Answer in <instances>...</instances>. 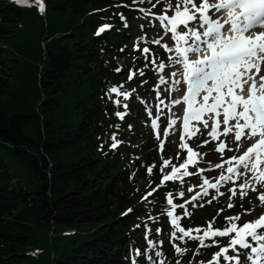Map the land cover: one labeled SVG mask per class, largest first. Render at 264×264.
Masks as SVG:
<instances>
[{"label": "trees", "instance_id": "trees-1", "mask_svg": "<svg viewBox=\"0 0 264 264\" xmlns=\"http://www.w3.org/2000/svg\"><path fill=\"white\" fill-rule=\"evenodd\" d=\"M43 1L41 14L35 5L0 0V264H131L133 250L147 247L145 224L165 231V193L175 191L166 182L149 198L153 203L142 202L150 186L160 185L163 159L152 134L140 136L141 106L129 105L135 94L124 101L128 109L106 95L134 68L119 60L144 64L134 51L133 36L141 35L135 8L151 5ZM105 24L112 27L96 35ZM138 80L123 85L151 92V79L145 86ZM117 111L126 113L123 120ZM139 178L146 179L143 189ZM191 217L185 227L204 223V215ZM171 245L161 242L158 259L189 264L196 242L180 244L191 249L184 255ZM200 251L206 261L215 250ZM138 261L146 264L143 256Z\"/></svg>", "mask_w": 264, "mask_h": 264}, {"label": "snow or ice", "instance_id": "snow-or-ice-1", "mask_svg": "<svg viewBox=\"0 0 264 264\" xmlns=\"http://www.w3.org/2000/svg\"><path fill=\"white\" fill-rule=\"evenodd\" d=\"M29 0H16V3L27 5ZM148 3L150 8L137 7L136 11L148 20L147 25H140L141 35L136 39L144 41V34L151 33L152 39L148 43L161 47L168 53L166 62H157L149 47L142 49L134 44V51L139 52L146 63L145 68L153 66L158 84L153 87V92L158 93L156 100V112L163 113L160 105L164 99L160 93L173 90L180 91L182 95L171 101L167 107L186 105L182 115L171 112L167 117L163 135H169V129L182 120V134L179 149L185 151V155L177 154L181 162L172 163L170 159H163L160 171L163 173L159 188H163L166 182H172L175 191L165 193L166 207L162 215L170 218L171 231L170 243L177 255H184L191 249L181 248L188 241H198L195 255L201 254V249L218 247L219 251L213 254L212 260L200 261L199 264H264V213L258 218L239 223L241 216L251 214L253 209L245 210L242 214L233 217H225V224L221 228H215L214 222H206V226L185 228L182 225L184 217H190L192 213L185 207H203L206 197L211 196L205 202L211 204L213 200L224 196L226 193L221 188L227 187L229 195L228 209L235 205L232 202L239 191L240 199L248 196L249 191L258 193L257 199L264 206V31H255L256 28L264 29V0H133V5ZM158 4H163L159 13L152 9ZM35 5L43 13L45 6L42 0H35ZM117 7H129L117 5ZM120 19L125 27H128L127 18L120 13ZM155 22H159L157 30ZM105 24L99 28L96 35L111 28ZM121 51H124L122 48ZM169 69H171L169 71ZM116 72L121 68L114 69ZM139 76L146 75L143 69L137 70ZM136 72L129 69L128 80L131 81ZM148 83L142 80L141 85ZM165 86L161 88V86ZM171 85V86H169ZM136 89L128 91L123 84L111 86L106 95L113 100L116 107L128 109L124 103L131 99ZM122 97V99H120ZM139 99V97H138ZM141 103L146 101L141 100ZM121 120L126 113H115ZM152 116V112H148ZM160 119L156 116L151 120V127L155 130ZM202 125V127H201ZM131 127V126H129ZM206 130V132H205ZM196 147H203L211 140L219 141L214 149L220 154V160L211 169L200 167V162L206 153L199 152L185 141L197 138ZM159 134L157 133V136ZM232 136L229 145L227 138ZM223 137L224 139H221ZM115 141V136H113ZM117 147V143L111 145ZM163 150V144L160 145ZM225 151L233 152L230 157H225ZM157 166L153 164L147 168L151 175ZM219 169L216 177L209 179L205 173ZM200 179V184H190L187 178ZM243 178V179H241ZM199 189V191H197ZM212 190L215 194L210 193ZM157 189L146 191L142 202L153 203V197ZM190 193V196H186ZM179 197L182 202L174 203ZM177 209L181 210L177 212ZM129 209L128 212H132ZM224 209H218L217 215ZM127 215V213H124ZM153 222L155 217L149 216ZM139 227V225H137ZM145 227V240L147 247L141 251L133 250L134 258L131 264H139L138 258L143 256L146 264H165L161 251L156 250V244L148 239L151 231L148 224ZM162 229L157 227L156 234L160 235ZM179 233V235H177ZM217 238H227L226 245L221 246ZM179 241L180 244L175 243ZM211 241V243H206ZM176 264H181L180 260ZM191 264V262H190Z\"/></svg>", "mask_w": 264, "mask_h": 264}, {"label": "rangeland", "instance_id": "rangeland-1", "mask_svg": "<svg viewBox=\"0 0 264 264\" xmlns=\"http://www.w3.org/2000/svg\"><path fill=\"white\" fill-rule=\"evenodd\" d=\"M9 1H13L16 3V0H9ZM42 3H44V1L42 0ZM173 3H175V0H173ZM18 5L20 6H25V4H20V3H17ZM29 5H35L34 2H31L29 0L28 4L26 6H29ZM163 4H158L156 5L155 8H153V12H156V13H159L161 11V9L163 8ZM36 7V5H35ZM36 11L41 13L38 9V7H36ZM43 14V13H41ZM141 17V15H140ZM144 21L145 23H142L143 25H147L148 23V20H142ZM142 24H139V25H142ZM155 27L157 30L160 29V25H159V22H155ZM140 36V35H134L133 36V41H138L136 38ZM144 41H140L141 43H147V45H150L152 47V50H153V55L150 57L151 58H155L157 59V62H166L167 59H168V53H166L161 47L157 46V45H153V44H150L148 43L149 40L152 39V34L151 33H147L144 35ZM4 48V46H3ZM164 51V53L162 52ZM159 57H162V58H159ZM144 61V64L142 66H139V65H135L134 63H131V62H128L126 59H122L120 60L118 63L120 66L124 67L126 65H129V66H132L134 68H130L133 72H136L137 74L134 76V77H137L139 80L138 82L141 80H147L148 83L151 80L155 81V85L158 84V80H157V77H156V74L153 70V66L152 65H149L148 68H145L144 65H145V60H142ZM138 69H143L146 73L145 76L141 77L139 76L137 70ZM262 69V72H264V65H262L261 67ZM171 69H169L170 71ZM128 76H129V72L128 74L126 75L125 77V80H128ZM124 81H120V84H123ZM147 84V83H146ZM146 84H143L141 85V82H140V86H145ZM153 85V86H155ZM152 86V87H153ZM171 86V85H169ZM165 86H161V88H164ZM126 88V87H125ZM128 91H131L132 89L130 88H126ZM135 96H139V99H134L133 100H130L132 102L129 101V105L130 103H133L136 105V103L138 102V104H140L141 106V109H140V120H139V123H138V128H139V131H140V136L142 135V133L146 136H150V131L152 132L153 130L151 129V120L153 118L156 117V115L158 114L159 116L163 115L164 116V119H165V122L167 124V117L168 115L171 114V112H175V113H178V114H181L182 115V112H183V106L182 105H178V106H173L171 108V110H169V108L167 107L168 105L171 104V101L174 100L175 98L177 97H180L181 95V92L180 91H176V90H173L171 92H163L161 93V98L164 99V104L160 105L161 108L164 109V112L163 113H157L156 112V104L159 103L158 100H156V95L158 93H154L153 90L149 93H143L141 95H139L138 93H135ZM133 95V94H132ZM132 98V97H131ZM122 99V98H120ZM141 100H144L146 101V103H141L140 101ZM151 111L152 112V116H149L148 115V112ZM161 118L157 121L158 125H159V122H160ZM178 121H177V124L174 125L172 128L169 129V135L167 137H165V144L164 145H167L166 146V151L168 153V156L165 157L162 154L159 153L158 151V154L159 156L162 158V159H170V161L172 163H180L181 161L179 159H177V154L178 153H181L182 155H185V151L184 150H181L179 149L178 145L181 143V140H180V136L182 134V131L183 129L179 126H178ZM202 127V125H201ZM135 128H132V130L134 131ZM164 129V128H163ZM206 132V130H205ZM160 132L158 131V134ZM161 133L163 134L164 133V130L161 131ZM155 136H157V134L155 135L154 134V139L156 138ZM158 138L160 137V135L157 136ZM199 134H197V138H193L192 140H188L187 137H185V141L184 142H187L191 147H193L195 150L199 151V152H202V153H206L204 159L200 162V167H204V168H212V165H215L216 163L219 162L220 160V154L218 152H216L214 149L217 145V143H219V141H211L210 143L204 145L203 147H199L197 148L196 145L197 143H199ZM205 138H207V135L205 136ZM208 139V138H207ZM221 139H224L223 137H221ZM227 141L230 142L232 141V136H229L227 138ZM157 142V141H156ZM137 143V142H136ZM235 147V145H234ZM225 157H230L233 155V152H228V151H225L224 153ZM163 163V162H162ZM219 173V170H213V171H210V172H207L205 173L204 175H206L209 179L211 178H214L218 175ZM189 180V183L192 184H200L201 183V180L200 179H196L195 177H190V178H187ZM243 179V178H241ZM137 185L139 187V189H143L145 187L144 183L146 181V179H141L139 178L137 180ZM155 186V185H154ZM152 186V187H154ZM231 185H228L227 187H230ZM227 187L225 188H221L220 190L225 192L226 194L224 196H221V197H218L217 200H213L211 204H208L206 203L205 201L207 199H210L211 196L209 197H206L205 198V201H199V202H196L197 204L199 203H204V206L203 207H191L190 205H185L186 208H188V210L192 213V215H197L198 217H203L204 219V223L203 224H193L192 226H189V227H185L184 226V221H188V220H193V217H184L182 219V225L185 227V228H196L197 226H206V222L208 221H212L213 218H215V222H214V227L215 228H221L224 224H225V217H233V216H236L237 214H242L245 212V210H249V209H253V211H251V214H245V215H242L241 216V220L239 221V223H243L245 221H250V220H254L256 218H258L262 213H264V206H262L260 204V201L257 199V195L258 193H254V192H251L249 191L248 193V196L245 197L244 199H240L239 197V191L237 192V196L233 199V203H234V207L231 208V209H228L227 205L229 203V195H231V193L227 192ZM151 188V186H150ZM148 188V189H150ZM147 189V190H148ZM146 190V191H147ZM199 189H197L198 191ZM146 191L143 193L145 194ZM261 191H264V188L261 189ZM210 193L212 195H214L215 193L213 191H210ZM142 194V195H143ZM191 194L190 193H186V196H190ZM177 201V202H175ZM182 200L179 198V197H176L174 199V203H181ZM223 208L224 211L221 212L219 215H217V212H218V209H221ZM181 210L177 209V212H180ZM204 211H206V213L204 214ZM195 212H198L195 214ZM220 220V222H219ZM161 224H156L154 226H152L150 229V233L148 235V239L152 240L155 244H156V249H159L160 247V243L163 242V240L167 239L169 240V243H170V237H169V233L170 231L172 230L171 227H170V218L166 217L165 218V222H164V227H165V231L161 228ZM157 227L161 228L162 229V232L160 235H157L156 234V229ZM177 235H179V233H177ZM220 240V244L221 246H224L227 244L228 240L227 238H217ZM145 240V238H144ZM179 241H175V243L178 244ZM145 243L147 244L146 240H145ZM197 245H198V241H196ZM206 243H211V241H206ZM171 244V243H170ZM172 246V245H171ZM204 249V253H209L213 250H215L213 252L216 253L219 251V248L218 247H210V248H203ZM195 250L193 251V253H195ZM213 254H212V257H213ZM206 255L204 254H200V255H195L189 260V264L191 262V264H199L200 261H204L206 258ZM212 257L209 258L210 260H212Z\"/></svg>", "mask_w": 264, "mask_h": 264}, {"label": "bare ground", "instance_id": "bare-ground-1", "mask_svg": "<svg viewBox=\"0 0 264 264\" xmlns=\"http://www.w3.org/2000/svg\"><path fill=\"white\" fill-rule=\"evenodd\" d=\"M208 138H211V137H208Z\"/></svg>", "mask_w": 264, "mask_h": 264}, {"label": "water", "instance_id": "water-1", "mask_svg": "<svg viewBox=\"0 0 264 264\" xmlns=\"http://www.w3.org/2000/svg\"><path fill=\"white\" fill-rule=\"evenodd\" d=\"M51 234V233H50Z\"/></svg>", "mask_w": 264, "mask_h": 264}]
</instances>
